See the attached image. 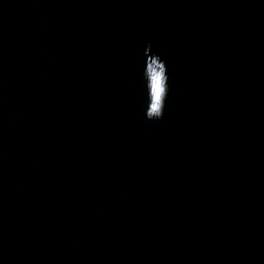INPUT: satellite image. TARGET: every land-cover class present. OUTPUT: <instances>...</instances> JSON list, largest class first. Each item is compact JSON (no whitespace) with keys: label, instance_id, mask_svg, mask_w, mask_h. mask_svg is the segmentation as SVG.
I'll return each instance as SVG.
<instances>
[{"label":"water","instance_id":"1","mask_svg":"<svg viewBox=\"0 0 264 264\" xmlns=\"http://www.w3.org/2000/svg\"><path fill=\"white\" fill-rule=\"evenodd\" d=\"M0 264H264V0H0Z\"/></svg>","mask_w":264,"mask_h":264},{"label":"snow or ice","instance_id":"2","mask_svg":"<svg viewBox=\"0 0 264 264\" xmlns=\"http://www.w3.org/2000/svg\"><path fill=\"white\" fill-rule=\"evenodd\" d=\"M154 63V60L150 62V64ZM149 72L153 76V84L150 93L147 94V114L149 116L155 115L161 118L164 107L166 106L169 91V86L166 83V77L168 79L167 68L165 66L163 69H160V71L153 73L150 67Z\"/></svg>","mask_w":264,"mask_h":264},{"label":"rangeland","instance_id":"3","mask_svg":"<svg viewBox=\"0 0 264 264\" xmlns=\"http://www.w3.org/2000/svg\"><path fill=\"white\" fill-rule=\"evenodd\" d=\"M158 71H160V68L155 67L152 69L153 73L158 72ZM148 79H149V89L151 91L152 84H153V76L150 74L149 70H148Z\"/></svg>","mask_w":264,"mask_h":264},{"label":"clouds","instance_id":"4","mask_svg":"<svg viewBox=\"0 0 264 264\" xmlns=\"http://www.w3.org/2000/svg\"><path fill=\"white\" fill-rule=\"evenodd\" d=\"M158 119H160V118H158Z\"/></svg>","mask_w":264,"mask_h":264}]
</instances>
